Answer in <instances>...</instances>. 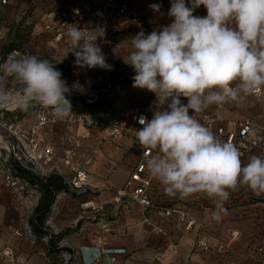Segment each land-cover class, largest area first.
<instances>
[{"label": "rangeland", "instance_id": "obj_1", "mask_svg": "<svg viewBox=\"0 0 264 264\" xmlns=\"http://www.w3.org/2000/svg\"><path fill=\"white\" fill-rule=\"evenodd\" d=\"M153 3L161 5L160 13H155L149 7ZM57 6L56 0H14L1 10L0 35L5 45H19L26 55L47 59L61 72L69 71L68 77L63 80L70 89L66 95L71 102L72 113L65 119H58L51 108L34 103L21 117L0 125V243L14 247L23 256L42 257L48 264H78L74 256L71 257L67 252L53 250L67 246L64 239H51V236L68 229L78 230L82 225L92 227L100 218L120 221L132 218L139 221L142 220L141 213H138L139 207L130 205L125 208L111 203L102 210L84 208L82 204L89 199L95 200L93 197L96 194L91 188L82 194L72 193L64 184L66 192L56 196L44 223L48 235L39 237L32 232L29 221L43 195L40 186L18 179L15 186L8 187L2 184V178L9 169L14 177L15 165L40 179H46L50 174L70 178L73 172L67 161L74 167H81L93 156L92 162L87 165L93 175V184L96 181L105 182L91 168L96 155L93 151L103 140L107 130L104 113L125 106H151L156 100L154 93L132 86L135 72L123 58L132 51V37L141 31L148 34L168 25L173 18L168 16L171 0H130L128 7L131 12L136 13L137 18L128 20L119 18L116 7H105V19L96 24V29L104 33L97 43L106 55L107 63L113 66V70L108 71L99 67H77L75 56L69 52L71 44L68 37L58 45L52 44L44 36L31 42L34 32L42 30L44 18L53 13ZM193 15L204 17L207 11L201 5ZM121 82L126 83L124 87H119ZM13 87L14 90L20 87L17 80ZM107 96L112 97L108 104L103 105L102 100ZM180 99L183 104H187V98ZM41 111L49 119L45 125H41L39 121ZM211 113L229 123L238 118L252 117L264 124V94L250 95L240 107L226 104L219 109L213 105L196 114ZM13 149L17 158H21V163L10 153ZM104 189L108 190L106 186ZM154 193L157 204L177 205L197 220V226L193 229V253L200 254L202 259L197 264H264L260 252L261 248L264 249V194L257 196L246 185H241L237 191L230 193V198L224 205L226 214L216 221L211 218L214 203L205 194H194L188 198L170 197L157 185ZM198 239H204L209 244V249L199 250L196 246ZM217 242L226 243L228 249L224 252L216 251Z\"/></svg>", "mask_w": 264, "mask_h": 264}, {"label": "clouds", "instance_id": "obj_2", "mask_svg": "<svg viewBox=\"0 0 264 264\" xmlns=\"http://www.w3.org/2000/svg\"><path fill=\"white\" fill-rule=\"evenodd\" d=\"M201 5L207 15H193ZM149 7L160 13V4ZM168 16L170 24L132 37V51L123 58L135 72L132 86L156 96L152 118L138 117L143 127L136 139L143 150L155 151L144 167L167 195L205 194L215 206L211 218L219 221L230 193L241 185L264 194V158L253 155L243 164L237 146L219 139L194 114L213 105L243 106L264 88V0H171ZM103 35L77 24L68 28L77 67L113 70L97 43ZM10 77L18 89L8 88ZM61 77L49 60L18 54L0 65V107L27 110L36 103L65 119L72 106Z\"/></svg>", "mask_w": 264, "mask_h": 264}, {"label": "built area", "instance_id": "obj_3", "mask_svg": "<svg viewBox=\"0 0 264 264\" xmlns=\"http://www.w3.org/2000/svg\"><path fill=\"white\" fill-rule=\"evenodd\" d=\"M58 6L53 13L47 14L44 18L43 28L40 32H34L32 36V43L38 41L41 36L50 41L52 44H62L67 38V30L72 24H77L80 28H92L96 29V24L105 19L104 8L116 7L117 15L119 18L128 20L131 18H137L135 12H131L128 4L130 0H56ZM14 0H0V15L1 10L4 7L11 5ZM140 25V23H138ZM3 37L0 35V65H3L10 58L18 56V54H24L22 48H12L9 51H4L2 47ZM15 79L9 78L8 88L14 90ZM264 94V88L255 92L252 95L260 96ZM225 105L217 107L222 109ZM15 107H0V125L2 122L6 125V122L11 121L7 117V113L16 111ZM192 112H190V115ZM144 115L148 119L152 118V111L150 106L144 105L136 108L119 109L116 111L108 110L104 113L107 120V130L103 137V140L111 139L113 137H122L125 133H133L136 136V131L141 129L143 125L138 123V117ZM202 124L212 130V132L223 141H230L234 143L241 153V161L245 164L248 158L253 155L264 158V124L260 123L252 117L238 118L235 122H226L223 118L217 114H194ZM39 121L41 125L48 123L49 119L46 117L45 112H39ZM254 131L255 137L250 136V133ZM102 141L98 143L93 151L95 155L98 152L99 146ZM1 141V140H0ZM10 149V148H8ZM17 158L15 149L10 151ZM155 154L152 150H143L141 157L137 165L132 170L130 177L125 184L118 187L112 183H105V186L114 192V200L119 203L120 206L137 205L140 208L142 220L147 224H154L152 216H158L160 218L170 220L173 219L179 230L183 232H189L197 226V220L194 219L188 211L177 206H161L157 204L151 196V188L155 182L152 179L144 167L145 161L149 155ZM93 156L89 157L85 161L84 166L74 167L67 161V164L71 166L73 176L70 178L63 177L64 184L68 187L69 191L76 194H82L91 187V181L93 175L87 168V165L92 162ZM21 163V158H17ZM12 170L9 169L2 178V184L6 186H15V176L11 174ZM84 208H92L96 210H102L104 204H99L93 199L82 204ZM196 246L199 250H208L209 244L204 239H198ZM228 249L226 243L220 242L216 245V251L224 252ZM262 260L264 262V249H260ZM108 250H103L102 254L108 255ZM115 262V257L110 258ZM0 262L7 264H28L27 261L18 257V254L14 247L0 243Z\"/></svg>", "mask_w": 264, "mask_h": 264}, {"label": "crops", "instance_id": "obj_4", "mask_svg": "<svg viewBox=\"0 0 264 264\" xmlns=\"http://www.w3.org/2000/svg\"><path fill=\"white\" fill-rule=\"evenodd\" d=\"M128 108L135 107L125 106L117 110ZM142 151L136 136L125 133L122 137H113L102 142L91 168L105 182L121 187L137 165ZM93 181L94 179L90 188L96 194L93 198L97 203L104 206L116 203L120 206L114 200V192L104 189V181H96L94 184ZM156 185L164 189L155 180L151 188V196L155 202ZM140 217L142 218L141 215ZM152 219L154 224L132 218L123 221L100 218L92 227L82 225L64 238L66 246L72 249V252L67 253L74 256L78 264H197V261H202L200 254L193 253L195 230L179 232L173 219L166 220L154 215ZM103 250H108V255L102 254ZM17 254L28 264H48L37 255ZM111 257H115V262L111 261Z\"/></svg>", "mask_w": 264, "mask_h": 264}, {"label": "trees", "instance_id": "obj_5", "mask_svg": "<svg viewBox=\"0 0 264 264\" xmlns=\"http://www.w3.org/2000/svg\"><path fill=\"white\" fill-rule=\"evenodd\" d=\"M2 47H3L4 51H9L12 48H21L19 45H16V44L7 46L3 42H2ZM58 71L61 72V70H58ZM61 73H62V77H61L62 79L68 77V75H69L68 70H64ZM125 84L126 83L121 82V83H119V85H120L119 87H124ZM110 97H112V96H107V97L103 98V100H102L103 105H106L109 103ZM78 99L83 101L80 98H78ZM30 108H31V106H29L27 110H29ZM105 109H102V110H105ZM25 111L26 110L18 109L14 112H9L6 115L9 119H13V118L21 117ZM75 112H78V111L76 110ZM13 174L20 181H23L25 183H30L31 185H35V186H40V188L43 192V195L39 199L38 204L34 209V215L31 217L29 224L32 228V232L36 236L41 237L43 235H48L45 228H44V223H45L48 215L51 212V208H52V205L55 201L56 196L61 192H66V190H67V187L63 183L62 176H60L58 174H50L49 176L46 177V179H40V178L33 176L30 172L23 169L19 165H15L13 167ZM75 231L76 230L68 229V230H65L64 232L59 233L56 236H51V239L56 238L57 240H62L64 238H66L68 235H70L71 233H74ZM54 249L63 250L65 252H72V250L68 247L53 248V250Z\"/></svg>", "mask_w": 264, "mask_h": 264}]
</instances>
